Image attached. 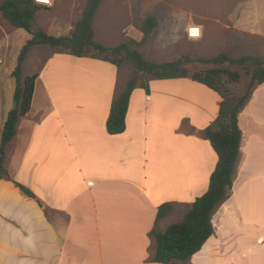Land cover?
<instances>
[{"label":"crops","instance_id":"obj_1","mask_svg":"<svg viewBox=\"0 0 264 264\" xmlns=\"http://www.w3.org/2000/svg\"><path fill=\"white\" fill-rule=\"evenodd\" d=\"M62 1L45 8L59 10L51 25L42 27L54 36L68 35L87 3L68 0L61 6ZM137 1L103 0L93 20L95 39L106 46L140 41L143 32L136 23L153 16L152 35L166 37L140 48L153 43L152 48L168 51L174 36H184L200 57H212L202 53L211 24L219 54L264 58V48L263 55H255L244 40L263 36L264 42V0H235L227 12L213 14L172 11L162 23ZM193 27L199 36H191ZM19 35L21 28L0 14V138L13 108L5 99L1 65ZM34 73L30 112L7 152L12 179L0 180V264H166L147 260L155 253L149 233L162 204H172L160 220L165 230L207 191L218 155L204 130L219 113L221 94L191 74L151 79L148 91L139 83L130 96L125 131L111 134L112 101L127 83L121 68L60 49L23 76ZM240 125L233 188L213 212L215 233L189 264H264V83L241 110Z\"/></svg>","mask_w":264,"mask_h":264},{"label":"trees","instance_id":"obj_2","mask_svg":"<svg viewBox=\"0 0 264 264\" xmlns=\"http://www.w3.org/2000/svg\"><path fill=\"white\" fill-rule=\"evenodd\" d=\"M103 0H87L82 17L74 23L68 35L54 36L42 27L35 26L37 12L47 8L35 0H1L0 14L12 25L27 30L32 37L22 47L18 62L12 76L16 79L14 90V106L9 111L0 138V180L12 179L5 167L7 152L18 133V125L22 117L30 112L35 82L38 73L23 76V65L34 45L48 44L53 48H66L76 56L90 55L110 61L117 68L129 65L133 69L132 76L126 85L118 91L112 101L107 129L111 134L122 133L126 129V117L132 91L142 84L147 91L151 79L185 77L191 74L187 63L193 58L186 55L172 61H152L147 59L139 47L149 42L156 26L153 16L136 23L143 32L138 41L128 39L115 46H106L95 39L93 27L94 17ZM201 62L213 64L211 68L194 71V80L208 85L218 91L222 100L217 117L204 130L217 152L218 162L211 174L209 187L193 202L191 209L177 223L160 228V220L171 203L160 206L154 228L149 237L155 246V253H150L147 260L166 264H189L195 253L202 250L207 240L215 233L212 222L213 212L231 193L234 175L240 155L243 130L240 125V113L246 105L254 88L264 83V58L261 56L243 55L238 58L223 52L212 57H201ZM239 64L251 80L244 92L237 91L229 81H223V74H228L232 81H237L240 74L226 68L225 63ZM142 79V82L140 80ZM24 194L35 197V194L22 183L15 181Z\"/></svg>","mask_w":264,"mask_h":264},{"label":"rangeland","instance_id":"obj_3","mask_svg":"<svg viewBox=\"0 0 264 264\" xmlns=\"http://www.w3.org/2000/svg\"><path fill=\"white\" fill-rule=\"evenodd\" d=\"M68 0H63V4L61 6H65L66 2ZM173 3L166 1V0H138L137 5L141 6L142 9H144L147 12H152L155 14L162 23L164 21V16L172 11H179V10H195V11H204L209 12L210 14L216 13V12H227L231 9L233 6V2L235 0H171ZM173 4V5H172ZM40 17L35 20V26L36 27H49L51 25V22L56 17V13L59 16V10L54 9H41L39 10ZM211 23V22H210ZM158 31L162 30L163 25H158L157 27ZM209 35H207L206 40L202 44L203 50L202 53L213 56L218 55L220 48L219 47V39L218 36H216V33L214 32V26L209 24L208 27ZM198 28L193 27L191 36H199L198 34ZM21 34L18 36L17 45H15L9 52L7 59L5 61V64L1 65V72L6 75L5 80V86H4V93H5V99L8 100L11 103V107L14 106V88L16 85V80L13 76H8V70L12 67H15L18 62V56L21 52L22 47L25 45L27 40H24L25 36L30 39L32 36L31 34L21 28ZM25 34V35H24ZM166 36L161 33H157L151 35L150 39L154 40H162ZM177 40L171 45L170 50L168 51H160L156 50L155 48H152L151 45L153 43H150L146 46H143L140 48V51L144 54V56L152 61H171L177 59L180 55L186 56V54L193 58V61L187 63V67L191 71H202L206 70L207 68H211L214 65L209 63H204L199 60L200 55L198 52H195V47L193 42H185V37L181 36H174ZM261 37L263 36H250V39L248 37H245L247 40L246 44L250 46L251 49H254L257 51L255 55H263V44L264 42L261 40ZM243 40V42H244ZM151 46V47H148ZM191 48V49H189ZM33 52H29L30 55L28 59L26 60V63L23 66V75L27 73H32V70L36 71L40 68V65L44 60L49 57L53 51L60 50V49H66V48H53L48 44H38L31 47ZM30 49V50H31ZM180 56V57H183ZM32 62V64L30 63ZM226 68L232 71H237L240 74V77L237 81H232L230 76L228 74H223L222 80L223 81H229L232 83V87L236 89L237 91L244 92L251 80V75L247 73L245 68H243L239 64H231L230 62L225 63L224 65ZM121 70L123 72V77L127 81L133 74V69L129 65H123L121 67ZM143 79V78H142Z\"/></svg>","mask_w":264,"mask_h":264},{"label":"built area","instance_id":"obj_4","mask_svg":"<svg viewBox=\"0 0 264 264\" xmlns=\"http://www.w3.org/2000/svg\"><path fill=\"white\" fill-rule=\"evenodd\" d=\"M35 2L47 7L53 5L54 0H35ZM192 29H190V34H192Z\"/></svg>","mask_w":264,"mask_h":264},{"label":"water","instance_id":"obj_5","mask_svg":"<svg viewBox=\"0 0 264 264\" xmlns=\"http://www.w3.org/2000/svg\"><path fill=\"white\" fill-rule=\"evenodd\" d=\"M0 120H1V104H0Z\"/></svg>","mask_w":264,"mask_h":264}]
</instances>
